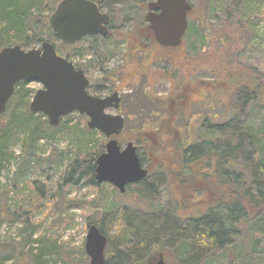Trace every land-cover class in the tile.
Here are the masks:
<instances>
[{"label": "rangeland", "instance_id": "rangeland-1", "mask_svg": "<svg viewBox=\"0 0 264 264\" xmlns=\"http://www.w3.org/2000/svg\"><path fill=\"white\" fill-rule=\"evenodd\" d=\"M112 2L106 0L103 11L112 12L113 27L121 33L144 19L147 12L130 3L113 5ZM187 2L191 14L187 15L188 25L181 45L172 48L173 62L169 61L171 48L153 51L139 45L132 48L137 51L129 56L125 45L113 35L108 39L85 38L78 44L64 46V51L52 40L48 42L59 50L58 56L68 55L69 62L82 71L89 82V95L104 98L118 94L122 112L106 113L119 114L126 122L117 138L122 147L132 143L133 131L141 117L149 112L162 117L161 105L172 100L171 109L178 107L180 111L174 121L178 131L172 130L180 143L190 145L216 134L221 142L234 144L244 129L261 134L258 135L261 140L264 137V97L248 91L255 89L249 81L264 88V0ZM31 42L35 44L34 39ZM39 47L40 44H35L33 49ZM143 49L153 51L157 59L152 54L147 58L137 53ZM173 71L176 80L185 78L184 88L172 85ZM41 88L37 82L19 85L0 119V136L4 135L0 143L7 145L0 153L5 159L0 167V244L7 246L0 249V259L7 258L6 264H38L35 261L38 237L49 242L43 264H89L84 252L86 222H96L103 213L110 218L104 223L107 264H118L115 256L123 254V244L133 240L130 229L135 222L161 229L157 239V248L161 250L156 255L161 253L166 264H264V209H258L256 216L236 227L232 244L225 249H212L209 241L199 237L200 231L190 227L193 221L189 223V217L202 213L201 207L208 199L196 192L203 184L196 177L183 179L181 186L187 189L173 178L180 166L179 159L173 157L169 130L157 135L153 125L141 134L140 138L148 141L144 144L148 161L143 162L150 170L148 178L131 185L124 194L108 184H102L98 190L92 188L87 177L81 175L85 166L82 160L94 149L104 152L107 140L98 132L88 133L87 118L76 113L65 117L56 130L34 133L31 137L34 124H42L47 118L36 115L39 118L27 122L28 125L21 123L27 120L25 111ZM209 94L218 99V106L208 100ZM208 120L221 129H205L203 122ZM25 139L26 152L20 142ZM257 147H247L233 162L234 170L243 174L245 189L261 203L264 202V167L256 161ZM77 157L83 166L68 176V166ZM199 167L196 171L193 168V173L202 171ZM256 169L260 171L254 179ZM153 185L157 192L152 194ZM139 193L146 198L140 200ZM172 202L177 204L179 218L171 214ZM12 213L14 223L9 218ZM25 219L36 228L31 237L30 230L23 225ZM121 230L126 232L123 243L119 241ZM21 251L24 257L17 260L15 256Z\"/></svg>", "mask_w": 264, "mask_h": 264}, {"label": "trees", "instance_id": "trees-1", "mask_svg": "<svg viewBox=\"0 0 264 264\" xmlns=\"http://www.w3.org/2000/svg\"><path fill=\"white\" fill-rule=\"evenodd\" d=\"M62 0H0V50L5 47H10L14 45H18L22 49H33L35 44H42L43 42H49L52 40L53 43L60 45V50L64 51L65 47L61 45V43L56 39L54 33L48 27V18L52 14L55 9V6ZM97 4L99 10L104 12V2L106 0H90ZM150 0H113V5H120L124 3H130L135 5L142 10L146 9V4ZM107 14L110 15V23H109V32L108 35L104 39H108L110 36H117L119 43H122L127 48V54L129 56L135 54L137 49H132L134 47L138 48L139 45L143 48H152L156 50L165 51L164 48L158 46L152 37L151 32L148 29V25L144 22V19L138 20L134 22L131 27L125 31L120 32L114 29L113 27V14L111 11H107ZM188 14V17H190ZM120 32V33H119ZM132 36V37H131ZM48 38V40L46 39ZM131 37V38H129ZM31 39H34L35 44L31 42ZM85 39V38H84ZM88 37L86 38V40ZM139 39V41H138ZM83 41V39L81 40ZM33 43V44H32ZM78 44V43H77ZM54 49L58 54L59 50L57 48ZM64 47V48H63ZM167 50V49H166ZM152 51V52H153ZM148 52V53H147ZM139 50L138 54H143L144 56L150 57L156 56L155 53H150V51ZM174 49H171V60H174ZM159 57V54H158ZM67 61L69 60L68 55L64 56ZM154 58V57H153ZM152 58V59H153ZM157 59V56L155 60ZM150 59H145L148 62ZM152 61V60H151ZM165 61V60H164ZM166 62V61H165ZM173 67V65H171ZM77 70H80L77 66H75ZM175 69V68H174ZM174 75H171V83L179 89L184 88L183 84L185 82V78H181L180 80H176V72ZM125 77V76H124ZM251 85L255 86V89L248 90L249 94L252 95L251 91H254L255 96L264 97V88H262L258 83H253L249 81ZM24 84V82L18 83L14 88V94L16 93V88ZM205 88H208L206 85ZM208 100L215 106H218L220 102L218 99L215 100L213 94H209ZM12 96V97H13ZM12 98L10 99V101ZM174 101H169L163 103L161 105V110L164 111L163 116L159 117L157 115L153 116L149 112L146 116L141 117V121L137 124V129H142L143 126L147 125L149 128H152L153 125H156L155 132L157 135L162 132H166L169 130V135L171 136V146L174 149L173 157L179 159V171L174 173L173 178L178 180V185H183V179L190 177H196L200 183H203L199 189H197L198 194H202L207 196V204L202 206V213L195 217H189L188 222L193 223L190 227L193 226L194 229L200 231L199 237L210 242V247L212 249H225L231 246L233 241L234 231L236 227L250 219V217L256 216L259 211L258 209H264V202L256 201L253 196L250 194L248 189H245V182H243V174L241 172H236L234 170V158L239 154V152H243L247 147L258 146L256 150V161L258 159V163L261 167H264V137L260 138L261 135L257 132H253L250 129L242 130L237 136L234 144L225 140L221 142L216 134L207 135L200 142H195L192 144H186L185 142L180 143L176 140V137L173 134V131H178V129L174 126V121L179 117V108L175 107L171 109V103ZM171 111V112H170ZM26 112L27 120H23L21 124L28 125L27 122L32 120H37L36 115H32L28 111ZM142 112V111H141ZM145 113V112H144ZM143 113V114H144ZM14 115V113L12 114ZM128 116V115H127ZM82 118L86 119L85 116ZM0 119H3V115L0 116ZM64 118L60 121L59 126H61ZM181 120V119H180ZM58 126V127H59ZM220 125H211L210 121H204L203 127L205 129L217 130L221 129ZM56 128H51L48 125V122L44 120L42 124H34L33 132L30 133L31 137L34 133L44 134L48 131H54ZM126 127V123L125 126ZM85 130L92 134H96V131H90L88 128ZM173 130V131H172ZM121 134V133H120ZM134 137L132 140L133 145L136 147L137 155L140 159L141 164L144 161H148L145 158V148L144 144L148 141L140 138L141 133L138 131H133ZM216 136L215 139L212 138ZM255 135V136H254ZM264 136V135H263ZM4 138V135L1 134L0 139ZM118 137L115 139L117 140ZM32 139V138H31ZM172 139L174 141H172ZM118 141V140H117ZM20 142H26L25 140H20ZM120 144V142H118ZM143 143V144H142ZM24 144V152H26V143ZM31 145V141L29 140V146ZM7 145L0 143V153L5 150ZM102 149V145L100 146ZM102 152L100 149H94L92 152L87 153L82 162L85 164L84 172L81 175H85L88 179V184L94 189H101L102 184H98L94 179V169H95V161L96 158ZM152 155V153L150 152ZM150 155V156H151ZM5 161L2 155L0 156V167L2 162ZM83 166L79 157L74 159L73 163H70L67 170V175L78 172L80 167ZM193 173L194 170H199ZM147 172L150 174V170L147 167ZM260 170L256 169V173L254 172L253 178L257 177V174ZM151 175V174H150ZM149 177V175H148ZM147 177V178H148ZM211 180V182H210ZM78 181V180H77ZM26 184V183H25ZM30 184V183H29ZM36 189V183H32ZM24 187V186H23ZM32 188V186L30 185ZM187 189L185 186H181ZM130 189V186H127L125 193ZM157 192V187L155 185L152 186V194ZM140 200L146 198L143 194H138ZM262 204V205H260ZM259 205V206H258ZM172 210L171 214L175 218H179L178 215V207L177 204L172 202ZM33 212V211H32ZM15 214L12 213L10 218V222L14 223ZM108 218L107 213H103L101 219L97 220L94 223L90 221L86 222V225L95 224L99 231L104 235V223ZM25 229L29 232V237L33 235V231L35 228L34 224L30 222V220L25 219L23 222ZM171 225V224H170ZM162 227V225H160ZM168 228V227H165ZM132 232L133 240L129 242H125L123 244L124 253L116 254L117 257L115 260L118 264H151L156 257L157 251L161 249L157 248V239L161 229H156V225L153 224H140L139 222H135L133 227L130 229ZM195 235V231L192 230ZM125 231H120V242L125 241ZM123 238V240H122ZM35 243L39 245L36 251L37 255L35 256V261L38 264H43L42 258L43 254L48 249L47 240L42 237H38L35 240ZM182 243L179 244V247ZM7 248L5 245L0 244V249ZM158 249V250H157ZM14 253V252H13ZM82 255L84 253L82 251ZM1 257V256H0ZM24 254L22 251L15 256L17 260L23 259ZM7 258H1L0 264H6ZM141 262V263H140ZM107 264V263H105Z\"/></svg>", "mask_w": 264, "mask_h": 264}, {"label": "water", "instance_id": "water-1", "mask_svg": "<svg viewBox=\"0 0 264 264\" xmlns=\"http://www.w3.org/2000/svg\"><path fill=\"white\" fill-rule=\"evenodd\" d=\"M187 0H155L146 5L144 21L154 42L162 48H177L187 30L191 11ZM110 15L101 12L90 0H62L48 18V27L63 46H72L84 38L108 35ZM20 82L41 85L28 106L32 115H43L50 127H57L62 118L78 114L87 118L90 131L103 135L107 142L95 161V180L112 185L124 194L127 186L142 182L148 176L133 143L122 147L115 139L124 128L118 111L120 98L113 93L104 98L87 93L89 85L81 70L58 56L54 46L43 42L38 49L23 50L18 45L0 50V116L4 114L15 86ZM106 236L95 224L87 227L84 252L89 264L105 263ZM151 264H166L161 253Z\"/></svg>", "mask_w": 264, "mask_h": 264}, {"label": "flooded vegetation", "instance_id": "flooded-vegetation-1", "mask_svg": "<svg viewBox=\"0 0 264 264\" xmlns=\"http://www.w3.org/2000/svg\"><path fill=\"white\" fill-rule=\"evenodd\" d=\"M108 27H109V26H108ZM108 96H109V95H108ZM120 101H121V100H120ZM120 108H121V107H119L118 110H120ZM161 108H162V107H161ZM120 111H121V110H120ZM121 112H122V111H121ZM151 114H152L153 116L156 115V114H154V113H151ZM125 123H126V122H125V120H124V126H125ZM148 128H149V126L147 125L146 127L143 126V128L140 129V130L137 129V128H135V129L138 130V132H140L141 134H144V133H145L144 131L147 130ZM142 166L147 170V168L145 167L144 163L142 164ZM147 171H148V170H147Z\"/></svg>", "mask_w": 264, "mask_h": 264}, {"label": "bare ground", "instance_id": "bare-ground-1", "mask_svg": "<svg viewBox=\"0 0 264 264\" xmlns=\"http://www.w3.org/2000/svg\"><path fill=\"white\" fill-rule=\"evenodd\" d=\"M39 115H41V114H39ZM42 116H43V115H42ZM62 119H63V118H62ZM62 119H61V120H62ZM61 120H60V121H61ZM47 122H48V120H47ZM59 124H60V123H59ZM58 126H59V125H58ZM58 126H57V127H58ZM51 128H56V127H51ZM148 175H149V173H148ZM147 177H148V176H147ZM94 179H95V172H94ZM95 181H96V180H95ZM97 183H98V182H97ZM98 184H100V183H98ZM108 185H109V184H108ZM110 186H111L112 188H114L112 185H110ZM126 188H127V187H126ZM116 190H117V189H116ZM125 191H126V189H125ZM118 192H119V191H118Z\"/></svg>", "mask_w": 264, "mask_h": 264}]
</instances>
